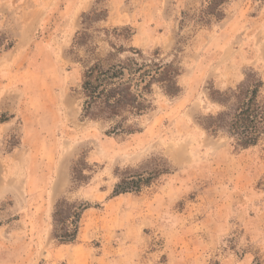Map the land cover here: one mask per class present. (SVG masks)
I'll use <instances>...</instances> for the list:
<instances>
[{
  "label": "rangeland",
  "instance_id": "374dc122",
  "mask_svg": "<svg viewBox=\"0 0 264 264\" xmlns=\"http://www.w3.org/2000/svg\"><path fill=\"white\" fill-rule=\"evenodd\" d=\"M206 10V0H0L1 71L26 116L0 144V261L264 264V137L242 149L202 126L226 110L211 95L248 74L264 81V0H232L219 21ZM131 57L173 63L178 91L154 84L147 112L125 123L136 132L111 135L120 118H83L84 76ZM81 161L90 179L77 185ZM134 176L152 179L114 196ZM61 199L89 205L70 244L54 238Z\"/></svg>",
  "mask_w": 264,
  "mask_h": 264
},
{
  "label": "trees",
  "instance_id": "16d2710c",
  "mask_svg": "<svg viewBox=\"0 0 264 264\" xmlns=\"http://www.w3.org/2000/svg\"><path fill=\"white\" fill-rule=\"evenodd\" d=\"M230 1L232 0H206L207 10L202 14L203 19L221 20L222 9ZM133 52L141 54L137 50ZM178 75L173 63L146 64L132 57L108 67L97 63L88 68L84 76L83 118L93 121H113L120 118L122 122L112 125L108 134H133L136 131L125 123L131 117L147 112L150 107L148 96L152 93L153 85H163L167 95L176 96ZM263 88L264 81L254 73L248 74L236 89L214 93L220 98L213 94L211 99L226 110L207 116L202 126L213 135L226 131L233 139V144L239 148L247 149L258 145L264 137V100H261ZM76 165H80V168L75 167L73 181L77 185L87 184L90 176L85 175L84 171L90 167L83 161ZM151 179V176L123 179L117 185L114 196L139 192ZM88 208V204L71 203L66 199L57 202L53 219L54 238L59 243L70 244L76 241L82 215Z\"/></svg>",
  "mask_w": 264,
  "mask_h": 264
},
{
  "label": "crops",
  "instance_id": "0c3cea01",
  "mask_svg": "<svg viewBox=\"0 0 264 264\" xmlns=\"http://www.w3.org/2000/svg\"><path fill=\"white\" fill-rule=\"evenodd\" d=\"M0 61V65H1ZM3 72L1 71V66H0V92L3 89L5 92L9 93H2L0 94V144L4 141L5 138H7L8 135H10L11 132H13L15 125L17 124L18 117L17 114H21V118L23 120L26 119L25 114L22 116V110L19 109L18 107L15 106L16 101H15V95H13L12 89H9L10 85L8 83H5L3 79ZM12 156L15 155V152H12ZM3 157V154H1V149H0V171L3 169V164L1 163V159ZM3 198L0 197V201ZM0 264H4L3 261H0ZM7 262V261H6Z\"/></svg>",
  "mask_w": 264,
  "mask_h": 264
}]
</instances>
